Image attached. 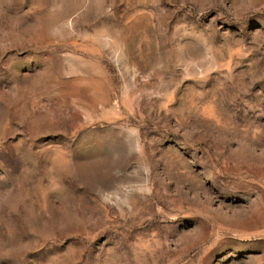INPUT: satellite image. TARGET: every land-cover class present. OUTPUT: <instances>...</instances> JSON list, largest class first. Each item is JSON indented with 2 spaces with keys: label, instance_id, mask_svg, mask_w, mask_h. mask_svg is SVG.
<instances>
[{
  "label": "rangeland",
  "instance_id": "obj_1",
  "mask_svg": "<svg viewBox=\"0 0 264 264\" xmlns=\"http://www.w3.org/2000/svg\"><path fill=\"white\" fill-rule=\"evenodd\" d=\"M0 264H264V0H0Z\"/></svg>",
  "mask_w": 264,
  "mask_h": 264
}]
</instances>
